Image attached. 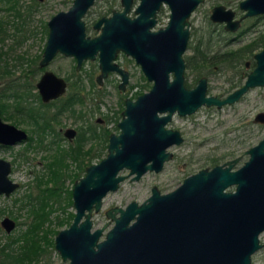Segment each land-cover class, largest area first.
Instances as JSON below:
<instances>
[{"label": "flooded vegetation", "instance_id": "obj_1", "mask_svg": "<svg viewBox=\"0 0 264 264\" xmlns=\"http://www.w3.org/2000/svg\"><path fill=\"white\" fill-rule=\"evenodd\" d=\"M0 1L8 3L5 7L11 11L12 16L21 19L20 23L22 25L26 23L28 19L20 10L21 5L19 0ZM34 1L38 3L39 7L46 1L48 2V0ZM64 1H68L69 4L66 8L54 11L44 20L40 19V37L43 41L40 52L35 55L25 50L22 54L18 55L17 58H20L27 65L23 73L24 81L18 82L14 78L8 80V82L13 81L24 94L23 105L21 108L15 107V99L13 96L9 97L7 101L8 112L0 113V118L3 122L23 129L26 137L14 143L0 145L10 147L24 143L25 149L41 148L42 150H47L53 148L54 150L51 152L52 154L44 155L47 160L44 162L42 171L31 170L34 172V176L26 184L28 187L37 188V191L34 193V191L29 190L19 196L20 207L28 210L27 216L29 219L17 222L16 215L11 212H8L10 215H4L0 219V232L2 229L5 231V240L1 241L0 250L5 245L6 248L4 249L6 250L14 246L10 242L14 235L9 233L15 228L17 223L26 224L27 227V223L32 222V218L34 217V213L31 210L33 208H40L42 204L47 203L45 210L49 212L52 221H46L43 227L50 226V228L54 229V232L50 233L49 236L52 242L46 247L53 246L61 259L68 261L69 264L70 258L64 259L55 247V237L61 229L70 227L77 214L78 209L74 195L76 184L86 176L89 166L97 164L107 157L111 136H118L123 131L120 122L128 116L125 111H127L129 103L135 104L134 102H137L140 96L150 92L154 88L155 79L149 77L144 68L145 66L133 54L132 49H135L134 47L138 44L140 46L143 43L142 37L145 39L151 38L159 30L165 29L169 24L172 10L168 1L165 0H160L157 3L155 1L151 4H149V0ZM100 1L103 2L99 4ZM207 1L200 0L188 17L189 24L185 25V27H188V39L186 47L181 53L183 59L182 79L176 86L171 85L173 88H170L167 93V104H181L185 101L187 107H176L171 112L169 109L156 111L159 117L168 115V118L162 122V127L164 130L177 132L180 140L172 141L164 147V152L168 153V157L162 161L160 169L147 168L138 177H135L137 172L131 173L130 167L123 166L118 170L116 175L124 176V178L118 181L115 189L107 190L102 196L100 207L96 209L94 204L91 210L84 207V213L80 221H83L86 218V214L90 213L91 232L102 227V233L97 243L104 240L107 232L115 225V217L121 215L118 208L126 209L131 202H136L137 206L148 202L149 198L153 195V188L157 190L159 195L156 198L162 199V197L179 188L186 179L198 174L203 169L211 170L215 166L228 167L231 161L230 170L236 171L249 160L250 153L248 150L264 138L262 137L256 144L245 150L244 153L248 154V158L240 165L235 166L241 156L226 157L229 154L234 155L231 151L224 153L225 156L221 154L208 156L204 161L210 164V166L201 167L197 171L188 173L174 189L162 192L156 184H153L150 194L143 201L131 200L124 206L112 205L107 207L104 210L107 221L101 226L95 227L93 216L101 210L106 195L112 191H116L121 182L127 177L130 180H139L148 171L156 173L162 171L165 163L173 158V152L170 150V147L172 145H180L185 139L183 132L179 128L170 125L177 116L181 118L188 117L203 107L222 108L225 105H232L242 100L252 88L264 86L262 84L250 86L232 102L220 104L211 102L208 104L207 101H202L201 98L192 101V95H196L197 98L200 97L195 93L202 80L204 83V98L217 97L218 100L227 98L232 92L243 86L249 74L257 66L256 55L264 49V11L247 14L248 9L241 6V3L245 0H239L235 6L228 3V0L210 1L207 22L212 25L211 30L208 31L207 35H200L194 39L196 28H192V16L195 10ZM165 7L168 9V17L166 22L160 25L159 21ZM26 8L29 15L33 10V4H28ZM213 15L216 17L213 18ZM0 19L3 20L2 18ZM7 21L5 20L4 23H7ZM16 24L19 23L15 22L14 25L16 26ZM227 25L235 26V28L228 27ZM216 26H220L222 30L227 32H236L239 35L244 33L248 39L237 46H227V43L222 44L219 38L216 39L212 36L211 32L217 30ZM4 29L6 32L3 33L4 36L0 42H3L5 36L8 35L5 26ZM28 35L22 34L20 39H25ZM16 38L20 40L18 37ZM47 51L53 52L45 59ZM59 56L70 57L72 61L70 70L64 75L60 74L61 71L59 69L51 67V63ZM101 57L104 61L108 57V62H110L109 65L111 66L108 67L109 65H107L105 74H103ZM124 60L132 62L134 66L138 67L139 78L143 79L144 83L139 80L132 82V71L125 66ZM226 71L229 72L222 79L225 81L224 86L226 91L212 92L211 89L213 87L210 86V74L213 73L216 77H222L221 73H225ZM113 74H116L118 77L115 79L114 87L119 92L117 97V103L119 104L117 108L118 115L114 116V129L108 126V122L112 120L113 116H110L107 111H101L99 103L102 101V98L97 97L100 94L99 92H102L106 85L112 81L111 77ZM174 80L175 71L171 69L168 71V81L173 84ZM173 89L176 92L175 94L173 93ZM95 92L97 93L96 96H94ZM261 112L264 113V110H260L254 115V121L264 123V120L257 118ZM97 113H101L102 116H96ZM69 117H72V123L65 122V119ZM24 122L29 126L25 128L18 126ZM47 135H51V138L49 143H44ZM119 147H121V143H119ZM113 152L116 151L114 150ZM9 161L12 172L15 160ZM150 163H152V159L147 161V164ZM124 169L128 170V172L122 173ZM10 174V179L16 182L17 186L9 193L0 192V194L5 196L11 195L21 185L19 181L12 179ZM65 181L71 182L70 187L65 184ZM224 191L235 193L236 183L228 185L224 188ZM62 201H65L67 206L70 205L74 209L71 211L66 210L65 204L61 205ZM59 207L62 209L61 215L55 214ZM39 214L46 215L41 208L39 209ZM137 215L138 213L129 220L128 225L136 221ZM5 217H10L15 221L14 227L10 230L2 224V220ZM60 221L62 223H59ZM49 223L50 225H48ZM55 226H59V228H54ZM25 228H21L19 231ZM262 232H264V229L258 234L259 244L261 245L251 254V263L252 255L264 246V242L260 240ZM47 248L37 259L24 262L23 264H34L47 252ZM95 248L97 249V246ZM0 264L12 263L0 255Z\"/></svg>", "mask_w": 264, "mask_h": 264}, {"label": "water", "instance_id": "obj_2", "mask_svg": "<svg viewBox=\"0 0 264 264\" xmlns=\"http://www.w3.org/2000/svg\"><path fill=\"white\" fill-rule=\"evenodd\" d=\"M155 1L160 0H149V4ZM165 1L172 10L168 26L151 38L142 37L143 43L132 49L149 77L155 79V86L135 104L129 103L125 111L128 116L120 122L123 131L111 136L107 157L89 166L86 176L76 184L78 211L73 223L55 237V247L64 259L70 258L69 264H252L251 254L261 245L258 234L264 229V138L248 150L249 160L236 171L230 170L231 161L228 167L203 169L162 199L156 198L159 195L153 188L148 202L140 206L131 202L126 209L118 208L121 215L115 217V225L99 243L102 227L91 232L90 213L80 221L84 207L91 210L94 204L98 209L107 190L115 189L124 178L116 175L120 168L130 167L131 173L137 172L135 177L147 168L158 170L168 157L164 147L180 140L177 132L162 127L168 115L159 117L156 111L171 112L176 107H187L185 101L167 104V93L173 88L171 85L176 86L182 79L181 53L189 33L185 25L189 24L188 17L200 0ZM241 6L248 9L247 14L263 12L264 0H245ZM52 52L47 51L45 59ZM256 57L253 72L227 98H204L202 80L195 93L200 97L192 95V101L201 98L208 104L232 102L250 86L264 85V49ZM101 60L105 74L109 58L104 61L101 57ZM171 69L175 71V84L168 81ZM257 118L264 120V113H259ZM25 137L23 129L0 118V144ZM149 159L152 163L147 164ZM10 172V161L0 157V192L9 193L17 186L10 179ZM233 183L236 192H225L224 188ZM136 213V221L128 225ZM2 224L10 230L15 221L5 217Z\"/></svg>", "mask_w": 264, "mask_h": 264}, {"label": "rangeland", "instance_id": "obj_3", "mask_svg": "<svg viewBox=\"0 0 264 264\" xmlns=\"http://www.w3.org/2000/svg\"><path fill=\"white\" fill-rule=\"evenodd\" d=\"M64 1V0H63ZM62 0H48V2L42 4L40 7L34 0H19L20 10L27 16L28 19L25 24H21L20 18L11 15L5 6L7 2L0 1V18L8 20L3 25L8 31V35L5 36L4 41L0 42V51L4 50L5 54L2 55L1 65L4 66L7 63V67L2 69V78L0 82H6L11 78L16 81H24L23 73L27 66L25 62L17 58L19 54H22L25 50H28L30 54H38L41 50L43 41L40 37L41 26L40 19L44 20L54 11L60 8H66L69 4ZM210 1L202 4L197 8L192 16V28L195 29L194 39L197 36H205L211 30L212 25L208 24L207 17L210 8ZM233 6L237 5L239 0H228ZM63 2V3H62ZM103 1H100L101 4ZM33 4V10L28 15L27 5ZM98 8V7H97ZM168 17V9L162 11V16L159 21L160 25H163ZM17 22L19 24L14 25ZM246 25V24H245ZM244 25V26H245ZM217 30L211 32L212 36L216 39L219 38L222 44L227 43V46H237L247 41V36L236 32H227L222 30L219 26H216ZM24 28V29H22ZM198 28V30H197ZM34 31V33H33ZM22 34H29L25 39H20ZM20 40H17V38ZM217 41V40H216ZM125 66L132 71V82L139 80L144 83V80L139 78V69L134 66L132 62L124 60ZM72 64L70 57H57L52 63L51 67L59 69L61 75L68 73ZM2 68V67H1ZM225 73H221L222 77H216L215 74L211 75L212 92L220 91L225 92V81L222 79L225 77ZM118 78L116 74L111 77V82L106 85L105 89L97 96L102 98L100 108L102 112H108L110 116H113L109 121L108 126L114 129L115 117L118 115L117 97L119 92L114 87L115 79ZM96 96V92L94 93ZM264 110V86L252 88L242 100L232 104L225 105L222 108L216 107H203L196 113L188 117L177 116L174 122L170 124L173 127L179 128L184 135V141L180 145H172L170 150L173 152V158L167 161L162 171L156 173L153 171L146 172L139 180H130L128 177L121 182L119 188L116 191L110 192L105 196L103 200L102 208L99 212L94 214L95 227L101 226L107 221L104 215V210L112 205H126L131 200L143 201L149 194L153 184H156L162 192L170 191L179 185L182 179L190 172L197 171L201 167L210 166L206 163L205 158L212 155H224L231 151L234 155L229 154L227 158H233L235 156H241L240 160L235 166L240 165L244 160L248 158V154H245V150L256 144L262 137H264V123L254 121V115ZM96 116H102L101 113H97ZM65 119V118H64ZM66 123H72V117L65 119ZM70 125V124H69ZM19 127H28L27 123H21ZM51 135H47L44 139V143H49ZM25 144L20 143L14 146L0 145V157L7 158L9 160L14 159V168L10 174L11 178L19 181L20 186L11 195L5 196L0 194V219L4 215H10L8 212L16 215V221H26L29 219L27 216L28 210L20 207L19 196L26 191H37V188L28 187L26 184L34 176V172L31 170L42 171L44 162L47 158L44 155L52 154L53 148L50 149H25ZM128 170H123L122 173H127ZM65 184L70 187L71 182L65 181ZM65 204L66 210L71 211L74 208L67 206L65 201L61 202V205ZM62 209L59 207L55 214L61 215ZM65 214V213H63ZM62 214V215H63ZM26 224L17 223L15 228L9 234H16L19 229L25 228ZM54 228H59L55 226ZM5 231L2 229L0 232V243L5 240ZM53 235V234H52ZM54 238V235H53ZM260 240L264 242V232L260 234ZM34 264H68V261H63L52 246L47 248V252L40 257V259ZM252 264H264V246L258 249L252 255Z\"/></svg>", "mask_w": 264, "mask_h": 264}, {"label": "trees", "instance_id": "obj_4", "mask_svg": "<svg viewBox=\"0 0 264 264\" xmlns=\"http://www.w3.org/2000/svg\"><path fill=\"white\" fill-rule=\"evenodd\" d=\"M4 22L5 20L0 19V41L3 39V33L6 32L3 26ZM3 54H5V51L1 50L0 80L2 78V69L7 67V63H5L4 66L1 65ZM17 87L18 86L13 81L0 82V113L3 114L8 112L7 101L11 96L15 99L14 106L18 108L22 107L24 94ZM46 204L47 203L40 206L41 210L45 212L46 215L39 214V207L33 208L31 210V212L34 213L32 222L27 223V227L25 229L14 234L13 239L10 241L14 246L8 248L7 250L4 249L6 248V245L2 247L3 249L0 250V255L3 256L4 259H7L12 264H23L24 262H30L33 259H37L40 254L45 252L47 248L46 246L52 242L49 235L54 232V229L50 228V226L43 227V224L46 221H52V218L49 216V212L45 210ZM62 221L59 223H62ZM48 225H50V223Z\"/></svg>", "mask_w": 264, "mask_h": 264}]
</instances>
